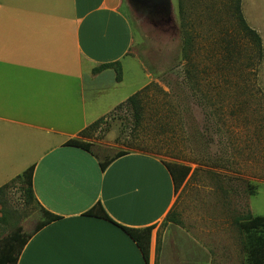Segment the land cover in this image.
<instances>
[{
	"label": "crops",
	"instance_id": "obj_1",
	"mask_svg": "<svg viewBox=\"0 0 264 264\" xmlns=\"http://www.w3.org/2000/svg\"><path fill=\"white\" fill-rule=\"evenodd\" d=\"M122 5L0 0V188L33 168L37 205L61 217L30 234L17 264H146L121 228L86 216L97 203L122 226H156L149 264L210 260L183 228L169 223L161 229L176 194L160 159L129 153L102 170L96 156L67 146L86 141L82 133L90 125L150 82L131 55L134 38ZM116 62L122 64L121 82L112 69L94 73Z\"/></svg>",
	"mask_w": 264,
	"mask_h": 264
},
{
	"label": "rangeland",
	"instance_id": "obj_2",
	"mask_svg": "<svg viewBox=\"0 0 264 264\" xmlns=\"http://www.w3.org/2000/svg\"><path fill=\"white\" fill-rule=\"evenodd\" d=\"M239 1L261 52L240 25ZM170 2L159 12L123 0L131 55L150 77L139 92L141 116L126 103L82 137L101 159L143 153L190 167L172 210L178 226L210 254L207 264H248L235 220L264 217V0ZM3 188L0 245L17 228L29 236L45 218L23 181Z\"/></svg>",
	"mask_w": 264,
	"mask_h": 264
},
{
	"label": "trees",
	"instance_id": "obj_3",
	"mask_svg": "<svg viewBox=\"0 0 264 264\" xmlns=\"http://www.w3.org/2000/svg\"><path fill=\"white\" fill-rule=\"evenodd\" d=\"M141 1L143 2L144 6L145 5L147 6L149 10H153V11L155 10V11L161 12L163 8V7L154 6L149 0H141ZM237 12H238V19L240 21V25L242 26L244 32L249 38L253 40L255 45L258 47L259 52H261V49H262L261 38L256 33L255 30L251 29L247 25L246 21L244 20L241 14L240 1L238 2V5H237ZM186 45H190L189 39L186 41ZM108 69H112L115 71L116 80L118 82L122 81L123 70H122V64L120 62L104 64L96 68L94 70V73H99V72H102ZM141 99L142 97L140 96V93L138 92L137 94L130 97L128 101L126 102L127 104L132 106V108L134 109L137 119H139L141 116V109H140ZM126 103L122 104L117 110L121 109L122 106L126 105ZM109 115H111V113ZM107 116L99 119L98 121L90 125L82 133V136H84L88 131H91L97 128L106 119ZM67 146H72V147L82 149L96 156L100 161V166L102 170H106V168L110 164H112L115 160L129 154L127 152H119L113 157L101 159V157L96 152L93 151L94 146L91 142L82 141L80 139H74V140L69 141L67 143ZM162 163L166 166V168L168 169L172 177L173 184H174V191H175V194L177 195L178 192L181 190V188L184 186L187 178L189 177L191 173V168L185 165L169 164L163 161ZM32 177H33V168L27 171L26 173H24L22 176H19L16 179L12 180L11 182L20 180V181H23L25 184H27L28 194L30 195L32 200L35 201L34 195L32 192ZM3 187L0 188V191L4 189ZM42 211L44 213L45 218L42 222L39 223V225L37 226L34 232H38L42 228L47 226L48 224L61 219V217L59 216L53 215L44 210ZM86 216L95 217L98 219L108 221L118 226L119 228H121L137 244L140 252L142 253L145 263L149 264L151 238H152V233L154 229L156 228V226H150V227H146L143 229H135V228H129V227L122 226L111 219V217L108 215V213L106 212V210L104 209L101 203H97L89 212L86 213ZM166 223H172L176 225L179 224L175 218V214L173 213V211H171L167 215L163 225ZM235 224L237 225L239 231L242 234H244L246 237L245 246H246L248 264H264V217L263 216L253 217L250 213H247L246 215L239 216L235 220ZM30 236L31 235L25 236L21 228H17L6 239H4L0 245V264H17L18 256L22 252L28 240L30 239ZM159 252H160V247L158 245L157 255L159 254ZM156 264H159V262L157 261Z\"/></svg>",
	"mask_w": 264,
	"mask_h": 264
},
{
	"label": "water",
	"instance_id": "obj_4",
	"mask_svg": "<svg viewBox=\"0 0 264 264\" xmlns=\"http://www.w3.org/2000/svg\"><path fill=\"white\" fill-rule=\"evenodd\" d=\"M156 7H167V10H170L171 2L170 0H149ZM143 4V2L140 0Z\"/></svg>",
	"mask_w": 264,
	"mask_h": 264
}]
</instances>
